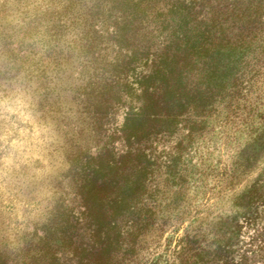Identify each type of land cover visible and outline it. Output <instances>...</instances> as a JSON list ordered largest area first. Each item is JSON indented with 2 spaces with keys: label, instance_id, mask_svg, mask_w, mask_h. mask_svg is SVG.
Listing matches in <instances>:
<instances>
[{
  "label": "rangeland",
  "instance_id": "obj_1",
  "mask_svg": "<svg viewBox=\"0 0 264 264\" xmlns=\"http://www.w3.org/2000/svg\"><path fill=\"white\" fill-rule=\"evenodd\" d=\"M53 1L0 0V264H264V0L191 13L236 80L195 77L160 122L131 92L102 129L100 59L31 26Z\"/></svg>",
  "mask_w": 264,
  "mask_h": 264
},
{
  "label": "trees",
  "instance_id": "obj_2",
  "mask_svg": "<svg viewBox=\"0 0 264 264\" xmlns=\"http://www.w3.org/2000/svg\"><path fill=\"white\" fill-rule=\"evenodd\" d=\"M55 1L50 13L46 10L49 13L45 17L46 24L43 26L41 20H34L31 26L45 27L55 36L74 29L82 40L79 49L83 58L88 62L100 59L99 64L93 66L91 78L97 79L86 85L95 93L92 112H96L100 129L131 92L139 90L143 98L134 108V118L142 123L145 120L160 122L165 120L164 116L174 113L182 93H188L189 85L195 80L237 79L238 66L231 65L212 39L211 30L196 22L195 12L191 14L196 0ZM191 22L194 25L190 28ZM107 45L112 47L111 51L101 54L110 49ZM148 64L151 65L149 70L135 72ZM139 74L143 76L141 79H138ZM86 169L84 167L83 174Z\"/></svg>",
  "mask_w": 264,
  "mask_h": 264
}]
</instances>
